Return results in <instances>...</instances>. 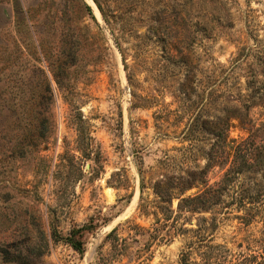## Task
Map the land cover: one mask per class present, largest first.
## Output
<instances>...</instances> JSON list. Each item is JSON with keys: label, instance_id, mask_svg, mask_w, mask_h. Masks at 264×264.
Returning <instances> with one entry per match:
<instances>
[{"label": "rangeland", "instance_id": "rangeland-1", "mask_svg": "<svg viewBox=\"0 0 264 264\" xmlns=\"http://www.w3.org/2000/svg\"><path fill=\"white\" fill-rule=\"evenodd\" d=\"M237 2L207 39L199 1L0 0V264H179L196 236L236 250L258 229L218 214L208 231L209 212L178 216L177 195L168 205L156 189L205 165L204 120L252 43L248 14L263 35V1Z\"/></svg>", "mask_w": 264, "mask_h": 264}, {"label": "trees", "instance_id": "trees-1", "mask_svg": "<svg viewBox=\"0 0 264 264\" xmlns=\"http://www.w3.org/2000/svg\"><path fill=\"white\" fill-rule=\"evenodd\" d=\"M196 1L204 5L203 34L207 39L221 35L215 30L217 25L231 26L230 9L238 5L237 0H190V3ZM250 1L245 0L246 6ZM29 9L32 11L34 8L29 5ZM249 16L245 17V35L252 43H243L229 65L223 68L225 84L219 95L220 112L204 120V130L215 139L206 153L205 165L200 170L190 171L185 177L172 178L166 188L161 189L160 180L156 189L161 200L168 205L173 193L177 195L178 216L185 212H209L208 231L214 230L218 214L226 219H235L241 224L240 228L253 224L259 227L254 233L247 232L236 250L225 244L212 243L211 238L203 235L196 236L181 253L179 264H264V32L259 36V28ZM24 20L23 15L18 19L20 22ZM26 20L30 30L37 35L42 33L39 28L47 25L44 19L36 23L38 20L30 10ZM242 64L245 66L241 70L244 84L240 87L238 79ZM228 81L230 85L226 84ZM214 100L213 92L209 91L207 106L213 105ZM253 109L258 110L257 116L252 114ZM232 129H239L244 135L232 137ZM215 165L222 173L218 180L209 183L206 175ZM194 187L195 192L183 196L186 190ZM114 231L115 228L106 238H110ZM67 241L75 249H80V242L73 235ZM194 252L198 258L192 256Z\"/></svg>", "mask_w": 264, "mask_h": 264}]
</instances>
